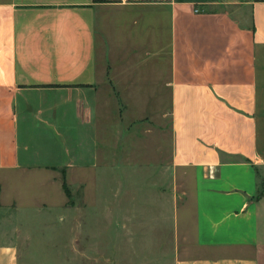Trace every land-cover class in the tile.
<instances>
[{"label": "crops", "instance_id": "0c3cea01", "mask_svg": "<svg viewBox=\"0 0 264 264\" xmlns=\"http://www.w3.org/2000/svg\"><path fill=\"white\" fill-rule=\"evenodd\" d=\"M131 7L169 21L171 200L193 210L173 264H264V0H0V173L98 166V46ZM58 137L77 158L48 161ZM17 233L0 264H19Z\"/></svg>", "mask_w": 264, "mask_h": 264}, {"label": "rangeland", "instance_id": "374dc122", "mask_svg": "<svg viewBox=\"0 0 264 264\" xmlns=\"http://www.w3.org/2000/svg\"><path fill=\"white\" fill-rule=\"evenodd\" d=\"M142 14L156 12L131 7L105 15L98 166L0 173V230L18 232L10 240L19 264H173L187 249L175 233L192 229L193 210L183 199L173 204L170 188L182 178L168 168L169 21L150 26ZM39 144L59 155L48 161L76 157L63 138Z\"/></svg>", "mask_w": 264, "mask_h": 264}, {"label": "built area", "instance_id": "2783aa9c", "mask_svg": "<svg viewBox=\"0 0 264 264\" xmlns=\"http://www.w3.org/2000/svg\"><path fill=\"white\" fill-rule=\"evenodd\" d=\"M155 1H167V0H155Z\"/></svg>", "mask_w": 264, "mask_h": 264}, {"label": "trees", "instance_id": "16d2710c", "mask_svg": "<svg viewBox=\"0 0 264 264\" xmlns=\"http://www.w3.org/2000/svg\"><path fill=\"white\" fill-rule=\"evenodd\" d=\"M65 185V184H64Z\"/></svg>", "mask_w": 264, "mask_h": 264}]
</instances>
